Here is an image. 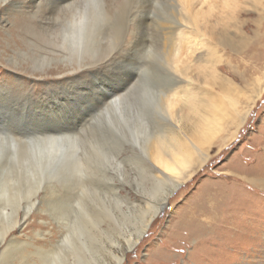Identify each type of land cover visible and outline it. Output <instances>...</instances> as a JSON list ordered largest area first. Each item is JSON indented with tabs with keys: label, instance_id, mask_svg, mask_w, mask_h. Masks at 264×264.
Listing matches in <instances>:
<instances>
[{
	"label": "bare ground",
	"instance_id": "1",
	"mask_svg": "<svg viewBox=\"0 0 264 264\" xmlns=\"http://www.w3.org/2000/svg\"><path fill=\"white\" fill-rule=\"evenodd\" d=\"M129 1L57 0L53 4L50 0H29V4L23 6L20 0H0V6L13 8L14 14H19L17 21L21 24L25 17L44 19L64 14L67 24L62 44L70 58L80 56L91 46L95 41L91 38L96 24L107 20L111 51L102 62L110 64L118 59L117 54L143 49L153 52L159 63L154 79L141 81L143 76L138 73L121 78L116 88L105 93L91 113L78 119L82 127L77 130L89 126L81 136L73 133L59 136L50 131L41 138L29 134V140V135L0 136V212L16 214L14 219H7L1 225V243L13 228L24 225L40 202L31 199L42 189L45 194L54 190L45 189L43 183L53 179L56 170H62L64 181L70 178L76 194L72 212L67 216L60 213L56 218L63 230L60 239L54 243L50 240V246L32 245L33 250H22L16 258H23L21 264H123L126 252L137 246L165 209L170 196L210 160L214 148L219 151L237 137L263 95L264 74L251 79L250 86L243 88L236 80L242 79L248 84L250 79L237 78L232 70L234 65L229 67L233 77L222 72L219 45L236 52L240 51V45L225 35L215 42L201 34L197 15L187 10L192 0H166L167 17L155 20L158 31L155 43L140 32L128 42L131 46L127 45L124 40L131 16ZM146 1L150 5L153 1L156 3V0ZM204 2L199 1V4ZM150 5L143 7L146 12L141 26L154 22L151 14L155 15L153 10L157 9ZM181 27L190 30L191 38L179 43L177 32ZM244 31L241 29L243 34ZM199 33L202 36H195ZM241 38L243 42L247 40L246 35ZM196 53L197 64L202 63L197 68L205 69L208 79L201 91L188 87L196 77L191 74L194 66L188 62ZM184 54L188 56L186 59ZM76 62L77 70L95 68L101 63L82 65L83 62ZM67 138L70 142L65 145ZM127 149L135 153V158L143 159L144 163L140 164L144 184L140 182V185L149 195L146 208L133 206L130 214L123 209L118 187L114 188V201H109L107 194L111 184L117 186L109 176L112 170L117 171L119 155ZM258 172L263 178L245 177L264 189V168ZM209 194L205 192L203 197L211 200ZM23 200H27L25 207ZM20 208H24L22 220L16 219ZM129 225L134 227L130 234L125 230ZM54 228L39 231L35 236L52 238ZM116 234L124 240H119ZM14 242L11 239L5 249Z\"/></svg>",
	"mask_w": 264,
	"mask_h": 264
},
{
	"label": "rangeland",
	"instance_id": "2",
	"mask_svg": "<svg viewBox=\"0 0 264 264\" xmlns=\"http://www.w3.org/2000/svg\"><path fill=\"white\" fill-rule=\"evenodd\" d=\"M20 1L23 6L29 4V0ZM50 1L55 3L57 0ZM199 1L202 0H192L187 10L197 15L201 34L215 42L225 35L240 45L239 52L219 45L222 72L233 77L230 68L234 65L232 70L237 78L250 79L248 84L238 79V84L249 87L251 79L264 74V0H205L201 4ZM152 3L129 1L131 16L124 40L127 45L131 46L128 42L140 32L154 43L157 40L155 20L167 17V2L156 0ZM147 5H154L156 17L152 12L154 22L141 26ZM6 8L0 6V136L30 134L41 138L46 131L59 136L72 133L81 136L89 126L77 130L82 127L78 119L91 113L102 96L116 88L121 78L138 73L143 76L141 81H145L158 75V60L149 50L117 54L119 60L110 64L102 62L111 51L107 20L96 24L91 38L95 41L83 55L70 58L62 44L67 24L64 14L44 19L25 17L21 24L17 21L19 14H14L13 8ZM189 33L190 30L181 27L177 32L178 42L190 39ZM242 35H246L245 42L241 41ZM194 55L188 63L194 66L191 74L196 77L188 87L201 91L208 79L206 70L197 68L202 63L197 64V53ZM183 57L188 56L184 54ZM76 61L83 62L82 65L101 63L95 68L89 66L86 70H77ZM114 64L124 69L118 76L109 72V67ZM69 142L67 138L65 145ZM137 152H140L138 147ZM121 153L116 162L117 171L112 170V176H109L117 186L111 184L107 194L108 200L114 201V188L118 187L123 209L130 214L133 206L145 209L149 195L140 185L144 179L143 159L135 158L132 150ZM261 167L264 168V92L237 137L219 151L214 148L210 160L170 196L165 209L137 246L126 252L123 264H264V189L245 177L263 178L257 174ZM56 171L53 179L43 183L45 189L54 190L45 194L42 189L36 198H32L40 202L24 225L13 228L5 242H0V264H21L23 258H16L22 250H33L32 245L50 246V240L54 243L60 239L63 230L56 218L60 213L67 216L72 212L76 194L70 178L64 181L62 170ZM205 192L210 193L211 200L203 197ZM26 201H22L24 207ZM23 210L20 208L16 219H23ZM134 214L137 215L136 209ZM15 217L16 214L0 212V231L7 219ZM52 227H55L52 238L35 236V233ZM133 229V226H125L128 234ZM115 236L124 240L119 234ZM11 239L15 240L14 244L5 249ZM105 242L110 248L109 242Z\"/></svg>",
	"mask_w": 264,
	"mask_h": 264
},
{
	"label": "snow or ice",
	"instance_id": "3",
	"mask_svg": "<svg viewBox=\"0 0 264 264\" xmlns=\"http://www.w3.org/2000/svg\"><path fill=\"white\" fill-rule=\"evenodd\" d=\"M124 69L121 65L119 64H114L109 67V72L112 75H118L120 72H122Z\"/></svg>",
	"mask_w": 264,
	"mask_h": 264
}]
</instances>
